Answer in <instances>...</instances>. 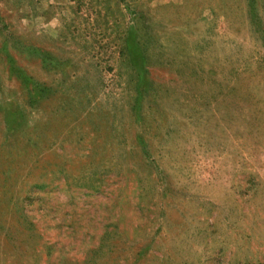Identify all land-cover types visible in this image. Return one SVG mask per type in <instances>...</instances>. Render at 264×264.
I'll return each mask as SVG.
<instances>
[{"label":"rangeland","instance_id":"obj_1","mask_svg":"<svg viewBox=\"0 0 264 264\" xmlns=\"http://www.w3.org/2000/svg\"><path fill=\"white\" fill-rule=\"evenodd\" d=\"M0 264H264V0H0Z\"/></svg>","mask_w":264,"mask_h":264}]
</instances>
